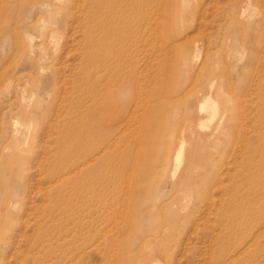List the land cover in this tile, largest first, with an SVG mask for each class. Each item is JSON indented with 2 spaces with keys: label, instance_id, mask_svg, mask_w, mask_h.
Instances as JSON below:
<instances>
[{
  "label": "rangeland",
  "instance_id": "1",
  "mask_svg": "<svg viewBox=\"0 0 264 264\" xmlns=\"http://www.w3.org/2000/svg\"><path fill=\"white\" fill-rule=\"evenodd\" d=\"M132 2L0 0V264H264V0Z\"/></svg>",
  "mask_w": 264,
  "mask_h": 264
},
{
  "label": "bare ground",
  "instance_id": "2",
  "mask_svg": "<svg viewBox=\"0 0 264 264\" xmlns=\"http://www.w3.org/2000/svg\"><path fill=\"white\" fill-rule=\"evenodd\" d=\"M128 1V0H127ZM133 2H132V4H130L129 6L127 5V4H125L124 5V8L123 7H118L117 8V13H118V15H114V16H111V12L110 11H108V13H107V18H106V21H108V22H110V25H112L113 24V26L116 28V27H118V26H120L121 28L119 29L120 30V34H121V37L123 38V40H119V41H121V42H119L118 40H116L117 38H113L114 39V41H118V42H113V43H115V44H118V46L120 45V47L121 48H124V46H125V36L123 35V33L125 32V28L123 27L124 25H125V23L127 22V20H126V14H125V10H128V9H130V10H132L133 11V13H134V15H135V17L137 18V20H138V22L141 20V23L144 21V17H145V26H150V25H152V22H151V20H154L155 21V25H156V19H157V17H155V10H156V8H158V5L160 4H157L156 3V0H132ZM164 3V2H163ZM163 5V4H162ZM161 6V5H160ZM164 6V5H163ZM162 7V6H161ZM125 9V10H124ZM160 10H161V8H160ZM130 14H132L131 12H130ZM157 15V14H156ZM160 15H161V13H160ZM143 24V23H142ZM159 24V23H158ZM117 29V28H116ZM151 29V28H150ZM154 29V28H153ZM154 34V33H153ZM152 36H154V35H152ZM105 38V37H104ZM112 39V38H111ZM112 39V40H113ZM131 41V40H130ZM129 42V41H128ZM133 42V41H132ZM134 44V43H133ZM131 50V49H130ZM124 51H123V49L122 50H117V53H115V55L113 56L114 57V62H113V64L114 63H116L117 62V60H118V63L117 64H114V66L112 67V69L113 70H115V72H116V75L117 76H120V78H118V79H120L121 80V78H122V76H121V71H122V67H120L121 65H122V62H123V57H122V53H123ZM207 101V100H206ZM142 109V108H141ZM213 110H214V112H216L215 110L216 109H214L213 107H212V105H210V103L208 102V103H206V104H201L200 105V114H201V116H200V124H202L203 123V119L205 118V112L206 111H212L213 112ZM218 111V110H217ZM137 112V111H136ZM212 114V113H211ZM213 115H214V113H213ZM210 117V116H209ZM214 117V116H213ZM211 118H212V116H211ZM209 121V120H208ZM211 121V120H210ZM197 124H198V122H196ZM196 124V125H197ZM220 124V123H219ZM216 130V129H215ZM182 137V136H181ZM183 142H184V140H183ZM181 144H183V143H181ZM185 145V144H184ZM178 148V147H177ZM176 150V149H175ZM178 151H180V150H178ZM166 153H167V151H166ZM177 153V152H176ZM180 153V152H179ZM176 155H179V157L178 158H183V151H181V154H176ZM181 161H182V159H181ZM178 162V161H177ZM133 166V165H132ZM175 166V165H174ZM166 167V166H165ZM173 168H176V167H173ZM173 171V170H172ZM174 172V171H173ZM172 177H173V175H172ZM260 224H262V223H260ZM263 232H264V230H263ZM264 234V233H263ZM149 238V237H148ZM147 238V239H148ZM162 238V237H161ZM166 240V239H165ZM142 243V242H141ZM140 243V244H141ZM255 245V244H254ZM116 254V253H115ZM156 257V256H155ZM115 259V258H114ZM116 260V259H115ZM112 262H113V259H112ZM144 262V261H143ZM146 264H160V263H158V262H156V261H154L153 260V256H151V257H148L147 258V261H146Z\"/></svg>",
  "mask_w": 264,
  "mask_h": 264
}]
</instances>
